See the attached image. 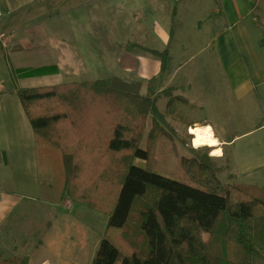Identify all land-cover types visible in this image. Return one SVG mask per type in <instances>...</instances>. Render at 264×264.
I'll list each match as a JSON object with an SVG mask.
<instances>
[{
	"label": "crops",
	"instance_id": "1",
	"mask_svg": "<svg viewBox=\"0 0 264 264\" xmlns=\"http://www.w3.org/2000/svg\"><path fill=\"white\" fill-rule=\"evenodd\" d=\"M201 55L219 63L215 82L200 67L179 74ZM111 77L141 82L143 95L174 87L186 101L179 110L206 113L186 123L218 142L220 182L264 189V0H0V259L12 250L30 263L41 241L28 218L46 210L52 175H63L17 91ZM19 208V223L5 225Z\"/></svg>",
	"mask_w": 264,
	"mask_h": 264
},
{
	"label": "trees",
	"instance_id": "2",
	"mask_svg": "<svg viewBox=\"0 0 264 264\" xmlns=\"http://www.w3.org/2000/svg\"><path fill=\"white\" fill-rule=\"evenodd\" d=\"M140 91L141 82L117 77L17 91L34 134L61 159L60 202L107 216L90 264H264V189L223 185L207 147L181 159L203 189L159 174L156 148L170 129L163 116L183 121L177 105L186 101L170 86Z\"/></svg>",
	"mask_w": 264,
	"mask_h": 264
},
{
	"label": "rangeland",
	"instance_id": "3",
	"mask_svg": "<svg viewBox=\"0 0 264 264\" xmlns=\"http://www.w3.org/2000/svg\"><path fill=\"white\" fill-rule=\"evenodd\" d=\"M57 41H59L58 38L52 39L53 44ZM188 56L189 54L173 58L168 64L169 67L173 68L178 62ZM59 58L62 61L64 57L60 55ZM191 67H194L193 69L200 67L201 77H204L208 81L215 82L213 73L219 68V63L217 61L213 60L208 63L202 60V55L195 57L186 63L183 70L179 72V74ZM163 75H166V72L158 76ZM158 76L153 77L154 80L157 79V82L160 81V78H157ZM216 86L225 87L226 83L224 78H219L216 81ZM149 95H154L153 91L152 93L150 92ZM165 105L166 99L159 98L157 100V106L161 113H165ZM181 110V108L180 110L178 109V112ZM182 111L183 121L173 120L171 116L166 113L163 116L165 122L168 123V126H170V129L167 130L168 134L159 138L157 144V172L169 179L176 180L195 188L203 189L201 185H198L191 180L190 176L181 165V159L183 157L191 156L192 149H203L204 147H207L192 146V135L189 133L190 125L186 123V117L192 121L202 122L206 118V113L199 107L191 111L185 109V112L183 111L185 115ZM255 120L256 119L254 118V123L256 122ZM253 122H249V128ZM149 128L150 121L147 123L144 135H146ZM141 144L144 146V140ZM207 148L210 149L209 155L211 156L210 153L212 148ZM136 161L140 160H134V163ZM141 163L143 165L142 161ZM218 165L220 164L218 163ZM63 175H52L50 182L52 187L49 195V206L46 207V210H41L36 215L28 218L29 223L32 221V230L37 232L34 242H37V240L41 241L40 244H37L38 248L36 251L31 252V261L29 264H90L95 251L97 250L98 242L104 232L107 221L106 215L90 210L86 207L73 204L70 199H66L63 203L59 202V195L63 192ZM60 203L64 208L60 206ZM19 217L20 208L11 214L5 225L16 226L19 223ZM46 220L51 221V228L48 232H46V227L43 225V222ZM11 251H6V255H4V257L8 258L13 256L14 253H11ZM258 258V256H255L253 261L257 262Z\"/></svg>",
	"mask_w": 264,
	"mask_h": 264
},
{
	"label": "bare ground",
	"instance_id": "4",
	"mask_svg": "<svg viewBox=\"0 0 264 264\" xmlns=\"http://www.w3.org/2000/svg\"><path fill=\"white\" fill-rule=\"evenodd\" d=\"M189 133L192 135L191 144L193 147L207 146L211 147V153H216L215 155H220L221 150L216 139L213 137L211 130L208 127H192L189 129ZM215 140L216 143H212Z\"/></svg>",
	"mask_w": 264,
	"mask_h": 264
},
{
	"label": "clouds",
	"instance_id": "5",
	"mask_svg": "<svg viewBox=\"0 0 264 264\" xmlns=\"http://www.w3.org/2000/svg\"><path fill=\"white\" fill-rule=\"evenodd\" d=\"M212 143L214 144V143H216V141L213 140ZM210 154L215 155L216 153H210Z\"/></svg>",
	"mask_w": 264,
	"mask_h": 264
}]
</instances>
